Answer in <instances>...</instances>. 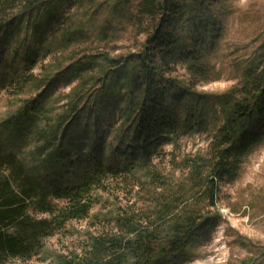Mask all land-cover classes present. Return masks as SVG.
I'll list each match as a JSON object with an SVG mask.
<instances>
[{
    "label": "rangeland",
    "instance_id": "374dc122",
    "mask_svg": "<svg viewBox=\"0 0 264 264\" xmlns=\"http://www.w3.org/2000/svg\"><path fill=\"white\" fill-rule=\"evenodd\" d=\"M135 1L38 0L32 10L1 13L0 142L27 175L65 186L78 181L94 159L110 164L131 140L140 107L158 103V95L150 94L142 106L139 86H132V98L126 94L131 67L144 53L145 36L127 23ZM219 17L221 37L211 53H203L205 77L191 88L183 64L166 75L193 99L163 109L173 113L182 154L205 147L222 122L216 101L236 84L232 67L264 37V0H221ZM221 191V223L184 264H264V142L239 179ZM108 192L96 197L105 214L114 205ZM89 223L67 224L30 260L7 264H52L56 256L78 253L85 232H95Z\"/></svg>",
    "mask_w": 264,
    "mask_h": 264
},
{
    "label": "trees",
    "instance_id": "16d2710c",
    "mask_svg": "<svg viewBox=\"0 0 264 264\" xmlns=\"http://www.w3.org/2000/svg\"><path fill=\"white\" fill-rule=\"evenodd\" d=\"M37 1L0 0V15L32 10ZM220 4L135 1L127 23L135 35L145 36L144 53L131 67L126 94L132 98V86H139L142 106L150 94L159 99L148 109L140 107L131 140L110 164L94 159L78 181L62 186L27 175L0 142V264L30 260L47 238L63 234L72 222L91 221L95 232H85L78 253L56 256L52 264H184L210 240L221 223V188L239 179L248 157L264 142V37L232 67L236 84L217 99L222 122L203 149L179 152L173 113L163 109L193 100L166 75L183 64L191 88L205 77L203 53H211L223 30ZM108 191L114 205L105 214L96 197Z\"/></svg>",
    "mask_w": 264,
    "mask_h": 264
}]
</instances>
